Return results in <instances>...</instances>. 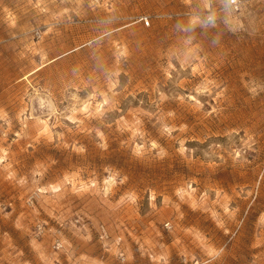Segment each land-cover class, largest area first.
I'll list each match as a JSON object with an SVG mask.
<instances>
[{"label":"rangeland","instance_id":"374dc122","mask_svg":"<svg viewBox=\"0 0 264 264\" xmlns=\"http://www.w3.org/2000/svg\"><path fill=\"white\" fill-rule=\"evenodd\" d=\"M241 2L0 0V264H264V0Z\"/></svg>","mask_w":264,"mask_h":264},{"label":"built area","instance_id":"2783aa9c","mask_svg":"<svg viewBox=\"0 0 264 264\" xmlns=\"http://www.w3.org/2000/svg\"><path fill=\"white\" fill-rule=\"evenodd\" d=\"M241 0H226V8L229 9V11H238L240 6H241ZM141 22L143 26H150L151 19L149 16H142L141 17ZM208 20H212V16L208 15ZM56 247H60V243H56Z\"/></svg>","mask_w":264,"mask_h":264}]
</instances>
